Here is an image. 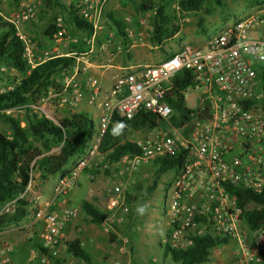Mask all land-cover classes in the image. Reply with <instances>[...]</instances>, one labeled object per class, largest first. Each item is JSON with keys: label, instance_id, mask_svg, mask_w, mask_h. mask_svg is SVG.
<instances>
[{"label": "built area", "instance_id": "1", "mask_svg": "<svg viewBox=\"0 0 264 264\" xmlns=\"http://www.w3.org/2000/svg\"><path fill=\"white\" fill-rule=\"evenodd\" d=\"M103 3L104 0H77L73 5L78 17L90 25V39L100 29L98 19ZM34 9L32 1L22 2L7 16H1L21 41V56L28 67L32 69L56 57L74 59L70 72L61 74L57 90L49 88L40 102L72 108L86 98L87 104L97 109L96 123L86 148L56 179L51 196L31 210V220L42 224L39 263L50 264L51 258L65 252L63 228L78 215V210L67 203V196L76 186L79 175L100 156L101 138L111 133L115 122H129L140 112L159 120L168 119L171 109L165 84L183 71L191 75V86L186 90L198 92L201 106L174 133H157L134 143L138 148L136 154L123 155L110 166L116 170V177L128 179L157 159L179 155L181 163L172 170L164 196L167 232L161 244L172 251H184L197 238L225 239L235 246L231 264H264V223L249 228L232 193L234 188L253 194L264 189V114L257 104L264 95V5L225 25L204 47L182 46L155 65L128 68L114 78L104 94L93 77L84 78L83 87L80 85L79 79L88 69L86 53H60L53 46L46 55L34 57L29 41L19 31L32 20ZM55 26L53 38L59 41L64 34L59 20ZM126 40L128 47L143 46L142 40L130 32H126ZM122 48V45L114 47L119 53H123ZM38 106L33 109L48 118L47 111ZM32 182L33 176L28 173L23 192L0 206V217L15 212L17 201L24 199ZM122 193L120 182L105 189L110 213L100 222L104 233L121 223L127 213L119 199ZM117 209L119 214L114 213ZM121 241L127 243L126 239ZM216 248H211L209 255ZM11 253L12 245L0 242V264H12ZM30 262L27 260L24 264Z\"/></svg>", "mask_w": 264, "mask_h": 264}, {"label": "trees", "instance_id": "2", "mask_svg": "<svg viewBox=\"0 0 264 264\" xmlns=\"http://www.w3.org/2000/svg\"><path fill=\"white\" fill-rule=\"evenodd\" d=\"M125 1L131 6L135 16L152 13L148 18V26L151 28L150 42L156 47L172 38L180 29L179 18L175 16L176 12L170 10L172 4L175 5L178 14H196L201 11L205 15L209 14V10L203 7L208 0ZM214 2L218 4V0H214ZM120 4L123 5V3ZM43 6L46 9L58 8L64 11L67 26L72 29L69 36L75 39V44L70 45L71 52L75 54L85 52L84 40L90 38L91 27L78 17L73 5L69 4L65 8L58 0H43ZM194 17L197 19L196 27L201 28L202 20L196 15ZM108 19L113 26L109 30L113 31L115 36L120 37L121 44L124 45L123 42L125 43L127 40L123 22L115 20L111 16H108ZM21 54V41L15 36L13 27L0 16V66L11 69L18 75V78L8 77L7 83L11 86V90L0 93V121L9 130L8 135L0 133V206L23 192L28 182L29 173L23 168L24 164H30L33 161L34 166L31 170L38 173L41 181L57 173H60L59 176L63 175L67 169L62 170V168L68 159L83 152L94 128L92 121L85 113L57 117L51 115L52 119H48L33 109L39 105L49 88L57 87L61 74L70 72L74 59L72 57H56L45 60L30 69ZM169 82L176 90L174 93L185 92L191 86V75L189 72L182 71L171 78ZM259 103L264 104V95L257 102V104ZM10 109H19L23 112V124L3 113ZM175 111L177 116L172 115L168 119L169 124L174 128L187 121L189 114H193L192 110L183 107H177ZM154 119L153 116L140 112L131 121H123L127 125L123 135L114 137L110 132H107L101 138L98 146L99 154L104 156L108 164L115 163L123 155L136 154L138 148L135 144L124 139L127 131L150 129L153 127ZM35 143L40 144L41 150L35 148ZM52 147L60 148L58 155H46L39 158L42 150L48 152ZM180 163L179 155L155 160L152 162V166L155 168V179L174 170ZM155 184L153 182L152 187L147 188V194L154 189ZM232 193L236 196L237 205L242 210V219L245 224L251 229L262 225L264 223V189L259 194H253L234 188ZM27 208L28 203L24 199L17 201V209L13 214L0 217V226L6 223H15L23 218L27 213ZM80 211L94 225H99L105 218L104 213L96 210L87 202L80 204ZM224 244H226L225 239L201 237L194 239L193 245L184 251H172L164 246L162 258L168 259L171 264H204L209 261V250ZM64 246L67 255L84 264H91L90 256L80 247L77 240L67 242Z\"/></svg>", "mask_w": 264, "mask_h": 264}, {"label": "rangeland", "instance_id": "3", "mask_svg": "<svg viewBox=\"0 0 264 264\" xmlns=\"http://www.w3.org/2000/svg\"><path fill=\"white\" fill-rule=\"evenodd\" d=\"M28 1H32L35 4L34 16L30 22L23 24L19 31L21 35H23L25 39L29 41L34 57H42L46 55V52L49 51L53 46H56L60 52H71L72 50H70V45L75 44V39L69 36V34L72 32V29L67 26L66 14L63 10L58 8L46 9L43 6V0H0V16H7L10 12L15 10V8L20 3ZM76 1L77 0H58V2L65 8L69 4L74 5ZM120 3H123V5ZM263 5L264 0H218V4H216L214 0H208L203 7L209 10V14L205 15L202 11L196 14H178L175 5L172 4L170 6V10H174L176 12L175 16L176 18H179L178 24L183 27L172 42L186 44L189 41V37H194L197 35L202 36L204 32L205 36H208V34H215L225 25H228L236 19L253 13ZM131 10V6L125 0H105L101 7L98 25L105 27L109 26V19L106 15L107 12H109V14L119 16V19L122 21ZM151 14L152 13L148 12L142 15V28H130V22H127L128 24L126 27L128 28H124L125 33L130 32L132 36L140 38L142 40L143 47L147 46L144 47L146 49H149L148 47L152 48L155 46L150 42L151 28L148 26V18L151 16ZM195 15L202 20L201 28L196 27L197 19L194 17ZM56 20H59L61 30L64 33L61 40L59 41H56L53 38V35L56 31ZM94 40H100L102 42L111 41L114 43V47L121 45L122 42L114 38V35L112 34V31L109 30V28H100L97 30ZM66 42H69V44L65 46L61 45L65 44ZM84 42H86V40H84ZM123 44L125 43L123 42ZM171 44L172 43L169 41L165 42L163 48L169 49L172 47ZM124 46L125 45H123V47ZM187 46L195 47L190 44ZM122 49L124 50V48ZM149 50H151L149 54H151L152 57H154L155 54H160L159 51H153V49ZM8 77L18 78V75L13 70L0 66V93L6 91L8 86H10L7 83ZM59 82L60 81H58V84ZM57 87H51L50 89L56 91ZM165 87L169 89L165 96L171 109L170 116H177L175 111L177 107H183L187 110L196 112L201 106L197 100V91L186 90L185 92L177 91V93H174L176 90L172 88L170 82L166 83ZM78 105L79 104L72 108H57L50 104H43L40 102L38 107L42 108L45 112L47 111L49 114L48 118L52 119V116L57 117L59 115L67 114H83V112L75 111ZM258 105L261 112L264 114V104L259 103ZM3 113L17 119L21 124H23V112L21 110L10 109L3 111ZM88 118L95 126V117L88 115ZM168 119L159 120L155 118L153 127L150 129L128 130L124 139L128 142L139 143L150 136L156 135L157 133L170 135L182 126L181 124L179 127H171ZM0 133L4 135L9 134L7 126L1 121ZM34 146L36 149H40L39 143H35ZM59 149L60 148L58 147H52L48 152H44L42 150V154L39 158L46 155L56 156L59 154ZM76 158L77 156H73L72 158L68 159L62 170L69 168L74 163ZM33 164L34 163L32 161L30 164L23 165V168L29 171L31 176L34 174L38 175V173L32 171L33 169L31 170L32 166H34ZM154 170L155 168L150 165L142 168L139 171L138 176L135 174L128 179H120L115 175L116 170L113 169V167H111L110 164L105 161L104 156L100 154V156L92 160L89 163L88 168L79 175L75 189L69 196L70 207L76 208L80 202L82 203L85 199L84 197L86 190L89 187H92L95 188L98 199V201H95V207H97L100 212L107 216L110 212L107 207L105 209V206L108 203V196L105 194V189L106 187H111L113 184L120 182L122 184L123 193L119 199L122 200L123 207L127 209V213L123 215V221L121 223L111 226L107 233L102 231L100 232L103 238L102 242L98 244L97 249L90 248L88 250L90 252L88 255L90 256L91 264H151V261H155L153 264H171L168 259L163 260L160 258L164 244H161L160 242L161 248L159 249L157 247V243L158 241L165 240L164 223L166 219L165 210L167 204L162 194L164 184L166 181L170 180L169 178L173 172L169 171L155 179ZM113 173L114 176L112 177ZM57 174L59 177L60 173ZM55 175H51L48 181L45 182V190H48L51 182L56 179ZM88 176H92V179H88ZM37 178L39 179V175ZM153 182L156 183L154 189L156 187L157 188L155 190L153 189L149 194H147V188L152 187ZM140 202H147L151 205L148 214L144 215L143 217L137 216L135 212V208ZM27 209L29 211V208ZM114 213L119 214V209L115 210ZM81 216L83 215L78 210L77 217ZM123 238L127 239L126 244L122 243L121 240ZM139 239H141V241L138 242ZM234 249L235 246L232 242L226 243L225 245H220L216 249H213V251L216 250L219 252V255L216 257L217 261L214 262L215 257L210 254L209 261L204 264H231L232 253ZM136 253H138L139 257H136ZM64 255L68 256L65 252L61 253V256L64 257ZM228 258L229 262L227 261ZM69 261H72L71 264H84L80 260L73 257H71V259L66 258V264H69Z\"/></svg>", "mask_w": 264, "mask_h": 264}, {"label": "crops", "instance_id": "4", "mask_svg": "<svg viewBox=\"0 0 264 264\" xmlns=\"http://www.w3.org/2000/svg\"><path fill=\"white\" fill-rule=\"evenodd\" d=\"M106 15L111 16L115 20H120L119 16H115L114 14H109V12H107ZM122 22L124 28H128L126 27V25L129 22L131 23L130 28H142L143 19H142V15L135 16L133 10H131L128 12V15L123 18ZM108 25L109 26L106 27L99 25L98 28H113V26L110 23ZM179 28H180L179 31L172 38L164 41L161 46L159 47L153 46L152 48L148 47L149 49H153V51L160 52V54H155L154 57H152V55L149 54L151 50L144 48L147 46L143 47L142 45H134L132 47H128L127 46L128 41H126L124 47L121 44L122 47L124 48L123 53H119L115 51L114 43L111 41L102 42L100 40H94V38L87 39L85 42L86 51L83 53L87 54L89 63L86 74H84V76H81L79 79L80 85L83 87L84 78L93 77L98 81L100 85L101 94H104L109 90L114 78H116L122 72L126 71L128 68L134 66L144 67V66L155 65L165 60L167 57L174 54L175 52H177V50H179L182 46H187L188 44L193 45L195 47H204L207 41L209 40V38L213 35V34H208V36H205V32H204L202 36L197 35L194 37H189L188 39L189 41L186 44L174 43L172 42L173 39L177 37L181 28L183 27L180 25ZM112 34L114 35L113 31ZM114 38H116V40L119 41L121 40L120 37L115 35ZM168 41L172 43L171 44L172 47H170L169 49L166 48L164 49L163 45L165 44V42ZM68 44L69 42H66L65 44H61V45L65 46ZM68 52L69 51H66L64 53H68ZM75 111H80L89 116H94L95 119L97 117V109L93 105L87 104L86 98L79 103ZM138 173L139 172L136 173L137 174L136 176L139 175ZM37 176H38L37 174L33 175V182L30 187V190L24 196V199L28 203L29 211H27L26 215L23 218L19 219L17 222L6 223L0 226V242H8L12 245V253L10 255L12 264H24L25 262H27V260H31L30 264H40L39 258L42 252L39 250L40 249L39 234L42 230V224L34 223L30 218V213L31 210L41 202V199L45 200L51 196V189L56 179L58 178V174L55 175L56 179H54V181L51 182V185L48 188V190H45L44 184L45 182L48 181L49 177L51 176L46 178V180L44 181L39 180ZM113 176L114 173L112 174V177ZM171 177L172 175L170 176L169 181L165 182L164 180L165 184L162 194L163 197L165 196V193L168 190ZM158 188L160 189L159 186ZM74 189L75 187L70 191V193L67 196L68 204L70 203L69 196ZM84 198L85 199L83 202L89 203L96 210L100 211L97 207H95V201L96 200L98 201L95 188L89 187L85 192ZM80 204L76 207V209L79 210V212H81ZM107 205L108 203L106 204L105 209ZM82 215L83 216L77 217L75 220H72L71 222L65 225L62 231V236H63L62 240L63 243L77 240L79 242L80 247L88 254H90L88 250L90 248L97 249L98 244L102 242L103 237L102 234L100 233L102 229L100 224L94 225L88 220L86 216H84V214ZM164 227H165L164 229L166 236L167 227L165 223H164ZM139 241H141V239H139L138 242ZM160 242H162V240L158 241L157 243V247L159 249L161 248ZM212 255L215 257L214 262L217 261L216 257L219 255V252L215 251ZM64 257L71 259V256L69 255L68 256L64 255ZM64 257L61 256V254H59L55 258H51L50 264H66V258ZM136 257H139L138 253H136ZM160 258L163 259L162 254ZM227 261L229 262V258ZM68 263L71 264L72 261H69Z\"/></svg>", "mask_w": 264, "mask_h": 264}, {"label": "clouds", "instance_id": "5", "mask_svg": "<svg viewBox=\"0 0 264 264\" xmlns=\"http://www.w3.org/2000/svg\"><path fill=\"white\" fill-rule=\"evenodd\" d=\"M127 125L123 121H117L112 127L111 134L114 137H118L123 135ZM151 205L147 202H140L137 204L135 208V212L137 216L143 217L144 215L148 214Z\"/></svg>", "mask_w": 264, "mask_h": 264}, {"label": "water", "instance_id": "6", "mask_svg": "<svg viewBox=\"0 0 264 264\" xmlns=\"http://www.w3.org/2000/svg\"><path fill=\"white\" fill-rule=\"evenodd\" d=\"M200 114L205 117V118H208L206 112L204 110H200Z\"/></svg>", "mask_w": 264, "mask_h": 264}]
</instances>
